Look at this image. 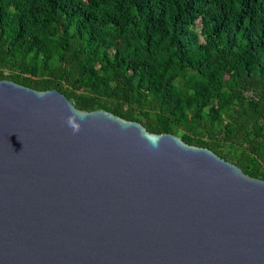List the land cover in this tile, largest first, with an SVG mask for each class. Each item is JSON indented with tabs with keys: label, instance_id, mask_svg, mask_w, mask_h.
<instances>
[{
	"label": "water",
	"instance_id": "water-1",
	"mask_svg": "<svg viewBox=\"0 0 264 264\" xmlns=\"http://www.w3.org/2000/svg\"><path fill=\"white\" fill-rule=\"evenodd\" d=\"M0 264H264V179L0 79Z\"/></svg>",
	"mask_w": 264,
	"mask_h": 264
},
{
	"label": "trees",
	"instance_id": "trees-1",
	"mask_svg": "<svg viewBox=\"0 0 264 264\" xmlns=\"http://www.w3.org/2000/svg\"><path fill=\"white\" fill-rule=\"evenodd\" d=\"M5 78L264 179V0H0Z\"/></svg>",
	"mask_w": 264,
	"mask_h": 264
}]
</instances>
